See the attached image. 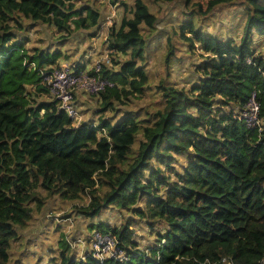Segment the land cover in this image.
Here are the masks:
<instances>
[{
  "label": "trees",
  "instance_id": "16d2710c",
  "mask_svg": "<svg viewBox=\"0 0 264 264\" xmlns=\"http://www.w3.org/2000/svg\"><path fill=\"white\" fill-rule=\"evenodd\" d=\"M94 1L0 0V264L48 200L86 195L81 217L116 206L142 217L154 238L139 244L132 216L101 220L87 239L109 232L128 258L75 260L63 236L58 264H264V0H109L123 11L104 40L111 58L101 74L114 84L89 93L100 104L95 116L73 123L43 79L62 64L59 43L27 47L21 33L28 20L51 27L57 42L95 28ZM175 1L184 16L166 33L165 64L169 71L171 56L187 48L199 55L196 76L180 87L159 80L161 105L136 107L129 101L151 86L144 31L158 17L149 3ZM222 4L245 9L239 35L197 25ZM72 66L93 73L90 63ZM252 91L262 123L248 127L240 115Z\"/></svg>",
  "mask_w": 264,
  "mask_h": 264
},
{
  "label": "rangeland",
  "instance_id": "374dc122",
  "mask_svg": "<svg viewBox=\"0 0 264 264\" xmlns=\"http://www.w3.org/2000/svg\"><path fill=\"white\" fill-rule=\"evenodd\" d=\"M126 1L130 2L131 0ZM203 1L206 2L207 0ZM180 3L181 1L149 3L151 10L158 17L155 29L144 31L147 41L144 65L149 77L148 82L151 86H146L147 88L143 91V94L139 97H133L129 104H136V107L143 105L149 109L158 107L161 105V101L158 90L154 85L159 80L173 81L180 87L188 86V81L193 76H196L194 73V62L197 61L199 55L189 54L187 48L176 50L178 57L171 56L169 71L165 64L164 42L166 33L171 32L176 23H180L184 16ZM92 4L101 13V22L95 28L84 30V32L79 30L73 34L74 36L63 40V42H57L52 39L51 27L39 21L28 20L29 25L21 33L26 37L24 40L25 45L27 47L38 45L54 49L59 43L62 51L60 57L62 65L68 64L72 66L74 62H86L92 66V63L102 56L101 54L107 52L104 40L108 26L123 14L121 6L109 0H95ZM244 16L245 9L241 4H222L217 5L209 17L202 18L199 16L197 25L215 36L227 33L239 35L241 32L240 23ZM259 36L260 39L257 41L259 42V51L264 56V35ZM39 37L41 39H38ZM110 54L111 52L108 51L107 55L109 58H111ZM125 56L124 54L120 55L122 59ZM116 58L117 56L114 59L116 60ZM47 76L43 77V79L48 82ZM78 93H81L83 97L82 101L78 102L82 119L92 115L95 116L93 111L100 105L96 101L97 96L90 95L84 89H76V96ZM87 200L88 195L82 200H74L75 202L64 204H61L57 198L51 201L48 200L43 211L34 214L29 226L25 229H19L21 235L13 241L10 247L11 259L6 264H58L60 251L58 240L63 238V236L66 239L77 236L86 238L87 234H91L95 225L101 220L119 225V223L125 222L128 217L132 216L134 220L131 222V226L137 232L136 240L138 243L144 245L154 238L150 236L149 228L147 229L148 232L146 231L142 217L136 212H129V210H122L120 214L116 206L107 207L94 217L87 219L81 217V215L77 214L76 206L82 201L87 202ZM79 216L81 218H78ZM77 219H83V230L79 232L74 230V223ZM160 229H163V226H160ZM85 247V245L70 246V250L77 258L75 260L84 258H81V256ZM87 251H90V249Z\"/></svg>",
  "mask_w": 264,
  "mask_h": 264
},
{
  "label": "built area",
  "instance_id": "2783aa9c",
  "mask_svg": "<svg viewBox=\"0 0 264 264\" xmlns=\"http://www.w3.org/2000/svg\"><path fill=\"white\" fill-rule=\"evenodd\" d=\"M92 63L89 72L87 68L76 70L71 65L65 64L55 68L47 76L48 84L52 97L56 100L59 109H63L72 118L73 123H78L82 119L79 107L75 103L76 89H84L88 93H97L107 86H112L113 81L102 76L101 69L103 63L108 64L110 61L107 52ZM250 61V58H247ZM244 110L240 117L248 127L259 126L262 123L258 115L259 104L256 98V92L252 91L245 103ZM70 246L85 245L81 258L85 259L87 254L102 259L104 257H113L118 260L127 259L124 250L117 246V239L109 232H94L89 239L87 237L77 236L75 240L67 238ZM89 240V241H88ZM90 249V251H87Z\"/></svg>",
  "mask_w": 264,
  "mask_h": 264
},
{
  "label": "crops",
  "instance_id": "0c3cea01",
  "mask_svg": "<svg viewBox=\"0 0 264 264\" xmlns=\"http://www.w3.org/2000/svg\"><path fill=\"white\" fill-rule=\"evenodd\" d=\"M109 18V17H108ZM260 39V37H258L257 41ZM257 45H258V50H259V42H257ZM82 95L81 93H78V95L76 96L75 98V103L78 104V102H81L82 101ZM75 227H74V230H77V232L81 231L82 230V227H83V223L77 219L75 220V223H74Z\"/></svg>",
  "mask_w": 264,
  "mask_h": 264
}]
</instances>
